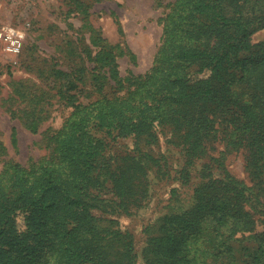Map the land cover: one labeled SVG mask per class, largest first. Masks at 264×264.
<instances>
[{
	"label": "trees",
	"instance_id": "1",
	"mask_svg": "<svg viewBox=\"0 0 264 264\" xmlns=\"http://www.w3.org/2000/svg\"><path fill=\"white\" fill-rule=\"evenodd\" d=\"M162 23L139 75L121 77L123 51L91 37V79L98 90L114 80L112 94L77 101L69 73H52L70 83L58 92L71 109L45 136V157L0 168V264H139L116 215L146 203L161 158L141 141L160 133L183 153V185L201 162L191 192L172 188L168 209L147 225L142 264H264V228L245 234L264 220V41L250 39L264 27V0H173ZM121 139L132 146L112 151L109 141ZM219 141L225 149L214 153ZM233 149L246 151L249 183L226 168Z\"/></svg>",
	"mask_w": 264,
	"mask_h": 264
},
{
	"label": "rangeland",
	"instance_id": "2",
	"mask_svg": "<svg viewBox=\"0 0 264 264\" xmlns=\"http://www.w3.org/2000/svg\"><path fill=\"white\" fill-rule=\"evenodd\" d=\"M171 1L0 0V168L9 161L28 166L48 154L45 136L61 125L71 109L58 92L60 89L62 93L70 83L60 86L62 80L52 76L55 69L69 73L67 79H71L79 90L77 101L86 103L115 91L114 80L105 83L101 90L94 86L95 81L90 75L94 65L90 48L95 46L91 37L101 36L119 46L115 51H123L117 57L121 77L146 72L160 44L162 18ZM9 29L23 35L18 54L6 50L2 33ZM250 39L253 43L264 41V27L256 29ZM101 44L102 41H98L97 46ZM15 87L21 91V96ZM36 94L41 95L38 103ZM37 115L41 119L35 131L29 127V121ZM167 137L160 133L156 143L141 141L142 147L150 148L161 158L160 165L154 166V172L150 174L149 196L144 206L130 215H116L119 226L134 237L139 264L143 263L141 250L147 225L168 209L172 188H178L183 196L191 192L190 186L197 180L194 171L200 167L201 160H198L195 167L189 169L191 180L183 185L179 171L184 164L183 153L168 143ZM109 142L115 152L132 146V139ZM216 147L214 153L225 149L224 142H217ZM245 155L244 149L225 151L224 163L232 174L249 183ZM256 220L255 230L246 235L264 228L262 216ZM17 221L23 229L22 215H18Z\"/></svg>",
	"mask_w": 264,
	"mask_h": 264
},
{
	"label": "built area",
	"instance_id": "3",
	"mask_svg": "<svg viewBox=\"0 0 264 264\" xmlns=\"http://www.w3.org/2000/svg\"><path fill=\"white\" fill-rule=\"evenodd\" d=\"M6 50L11 54H18L22 48L23 35L18 30H5L3 33Z\"/></svg>",
	"mask_w": 264,
	"mask_h": 264
}]
</instances>
